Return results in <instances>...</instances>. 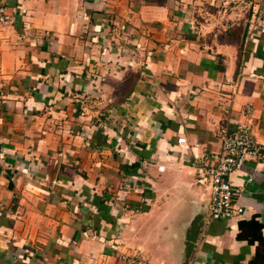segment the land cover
I'll return each instance as SVG.
<instances>
[{
  "label": "crops",
  "instance_id": "crops-1",
  "mask_svg": "<svg viewBox=\"0 0 264 264\" xmlns=\"http://www.w3.org/2000/svg\"><path fill=\"white\" fill-rule=\"evenodd\" d=\"M0 1V264L264 263V157L210 222L195 162L264 144L261 0Z\"/></svg>",
  "mask_w": 264,
  "mask_h": 264
},
{
  "label": "built area",
  "instance_id": "built-area-1",
  "mask_svg": "<svg viewBox=\"0 0 264 264\" xmlns=\"http://www.w3.org/2000/svg\"><path fill=\"white\" fill-rule=\"evenodd\" d=\"M264 5V0H261ZM11 15L6 3L0 1V23L9 24ZM235 95L230 96L234 101ZM246 120L238 121L235 126H223L221 147L210 152L203 159L196 160L197 180L209 185L211 189L208 212L205 221L210 222L221 218L243 217L245 208L235 200V186L231 173L242 168L249 160H260L264 157V144L259 142L253 132L252 107L244 108ZM188 138L179 136L178 142L187 143ZM207 157L214 159L208 164Z\"/></svg>",
  "mask_w": 264,
  "mask_h": 264
},
{
  "label": "trees",
  "instance_id": "trees-1",
  "mask_svg": "<svg viewBox=\"0 0 264 264\" xmlns=\"http://www.w3.org/2000/svg\"><path fill=\"white\" fill-rule=\"evenodd\" d=\"M241 225H246V226H250L252 228H257V229H260L264 227V224L263 223H260L258 221H256L255 219H252V221H249V222H241ZM261 244L264 245V238L261 237ZM264 264V263H262Z\"/></svg>",
  "mask_w": 264,
  "mask_h": 264
}]
</instances>
